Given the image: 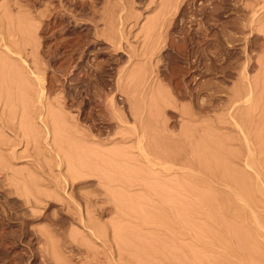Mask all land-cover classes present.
I'll list each match as a JSON object with an SVG mask.
<instances>
[{
  "label": "rangeland",
  "instance_id": "obj_1",
  "mask_svg": "<svg viewBox=\"0 0 264 264\" xmlns=\"http://www.w3.org/2000/svg\"><path fill=\"white\" fill-rule=\"evenodd\" d=\"M139 118L156 146L178 150L182 161L195 154L194 161L207 164L214 175L208 188L198 182L200 173L193 184L210 191L207 198L213 189V205L181 187L165 190L153 178L161 166L148 167L138 153L131 129ZM263 136L264 0H0V264H264ZM114 148L127 158L108 156ZM74 171L79 178H72ZM181 171L165 180L183 178ZM240 175L255 178L251 200L233 192ZM222 195L226 204L217 200ZM179 202L183 208L196 203L194 214ZM234 210L248 220L239 221ZM245 226H254L256 241ZM254 241L258 252L250 247ZM188 246L199 263L189 260ZM201 249L209 253L202 256Z\"/></svg>",
  "mask_w": 264,
  "mask_h": 264
},
{
  "label": "bare ground",
  "instance_id": "obj_2",
  "mask_svg": "<svg viewBox=\"0 0 264 264\" xmlns=\"http://www.w3.org/2000/svg\"><path fill=\"white\" fill-rule=\"evenodd\" d=\"M121 17H122V16H121ZM121 19H122V18H121ZM123 21H124V18H123ZM123 23H124V22H123ZM120 24H121V23H120ZM125 24H126V23H125ZM123 25H124V24H123ZM111 27H112V26H111ZM122 27H123V26H122ZM111 30H112V29H111ZM115 30H116V29H115ZM120 31H121V30H120ZM112 34H114V33H111V35H112ZM115 34H116V33H115ZM118 34H119V36H120V39H119V38H117V39L120 40V41H122V40H121L122 33H120V32L118 31ZM102 36H103V34H102ZM108 36H109V35H108ZM116 36H117V35H116ZM116 36H114V38H113L114 40H115ZM119 36H117V37H119ZM122 38H123V37H122ZM107 39H108V38H107ZM107 39L104 37V39L102 40V42L107 43V41H105V40H107ZM109 39H110V38H109ZM110 40H111V39H110ZM114 40H113V41L111 40V41L113 42V47H114L113 49H114V50H115V49H117V50L121 49L120 42H119V43H118V42H114ZM108 41H109V40H108ZM96 43H97V42H96ZM121 43H122V42H121ZM64 45H65V44H64ZM153 46H154V45H153ZM59 49H60V48H59ZM147 49H148V48H147ZM55 50H56V49H55ZM75 50H76V49H75ZM83 51H84V50H83ZM120 52H121V50H120ZM138 52H139V51H138ZM148 52H149V51H148ZM156 52H157V51H156ZM57 53H58V52H57ZM76 53H77V52H76ZM51 54H52V53H51ZM130 54H131V52H130ZM132 55H133V54H132ZM154 55H155V54H154ZM55 56H56V55H55ZM55 56H54V57H55ZM134 56H135V55H134ZM152 57H153V56H152ZM54 60H57V59L55 58ZM54 60H53V61H54ZM53 61H52V62H53ZM188 63H189V62H188ZM54 66H55V65H54ZM90 68H91V67H90ZM142 70H143V69H142ZM32 73H33V72H32ZM34 73H35V72H34ZM31 75H32V74H31ZM140 75H141V74H140ZM37 76H38V75H37ZM140 77H141V76H140ZM35 78H36V77H35ZM38 80H39V79H38ZM100 81H101V80H100ZM119 81H120V80H119ZM135 81H136V80H135ZM140 82H141V81H140ZM146 82H147V81H146ZM135 83H136V82H135ZM117 84H118V83H117ZM123 84H124V83H123ZM139 84H140V83H139ZM118 87H119V86H118ZM122 87H123V86H122ZM43 88H44V87H43ZM41 89H42V88H41ZM113 89H114V88H113ZM118 89H119V88H118ZM136 89H137V88H136ZM121 90H122V89H121ZM134 90H135V89H134ZM113 91H114V90H113ZM124 92H125V91H124ZM126 92H127V90H126ZM127 93H128V92H127ZM130 94H131V93H129V95H130ZM105 95H106V94H105ZM108 95H109V94H108ZM131 95H132V94H131ZM40 97H41V96H40ZM131 97H132V96H131ZM134 98H135V97H134ZM247 99H248V98H247ZM257 99H258V98H257ZM106 100H107V99H106ZM114 100H115V99H113V97H112V98L110 99V101H109V102H110L109 105H111L112 111H113V112H116V114H117L119 111H118V109H117L118 107L116 106L117 104H115L116 102H114ZM131 100H132V99H131ZM134 100H135V99H134ZM136 100H137V99H136ZM232 101H233V100H232ZM237 101H238V100H237ZM109 102H108V103H109ZM235 102H236V101H235ZM131 103H132V101H131ZM135 103H136V102H135ZM136 106H137V105H136ZM136 106H135V107H136ZM141 106H142V105H141ZM143 106H144V105H143ZM100 107H101V106H100ZM131 107H132V106H131ZM146 108H147V107H146ZM253 108H254V107H253ZM131 109H132V108H131ZM246 109H248V108H246ZM251 109H252V108H251ZM135 110H137V109H135ZM142 110H143V109H142ZM248 110H249V109H248ZM248 110H246V111H248ZM254 110H255V109H254ZM125 111H126V110H125ZM138 111H139V110H138ZM250 112H251V111H250ZM49 113H50V112H49ZM56 113H57V112H56ZM122 113H123V112H122ZM124 113H125V112H124ZM128 113H129V112H128ZM130 113H131V114H129V115H132V114H133V112H130ZM246 114H247V112H246ZM58 115H59V114H58ZM88 115H89V114H88ZM121 115H123V114H121ZM121 115L118 114V118H119V119L121 118ZM135 115H136V114L134 113V116H135ZM139 115H140V114H139ZM139 115L137 114L136 116H139ZM248 115H249V113H248ZM52 116H53V113H52ZM124 116H126V115H124ZM234 116H235V115H234ZM244 116H245V115H244ZM244 116H243V118H244ZM251 117H252V116H251ZM42 118H43V117H41V119H42ZM53 118H54V120H53L54 126L60 128L61 125H62L61 122H60V119H59L60 117L58 118V116L56 117V115H54ZM137 118H138V117H137ZM143 118H144V117H143ZM108 119H109V118H108ZM115 119H116V118H115ZM124 119H125V118H124ZM129 119H130V118H129ZM262 119H263V117H262ZM42 120L45 121L46 119L43 118ZM50 120H51V117H50ZM103 120H104V119H103ZM112 120H113V118H112ZM136 120H137V119H136ZM138 120H139V123H138V124L136 123L137 125L133 126L132 129L130 128V129L133 131V132H132V131H131V132H132V134H133V137H134V140H135L136 146H137V148H138V151H139L138 153H139L140 157H141L144 161H146L148 167L150 166V167L154 168V167H156V166H161L160 168H161V173H162V174H156V173H155V176H154V175H153V172H155L156 169L154 168L155 170H154L153 172H152L153 169L148 170L149 172H150V171L152 172L153 178H155L157 181H158V180H162V182H161L162 185H161V186L164 187V185H165V190L168 189V188H174V189L176 190V189H178V188L180 189V187H181V191L184 190V192H185L188 196H191V197H192L193 195H199V196H197V197H200V198H197V199H201V201L204 200V199H202V198L205 197L206 199H209V200H206L205 202L207 203V201H209V202H211V205H213L212 202L214 203V200H216L215 197H214V199L212 198V197H213L212 194H216V193H212V192H213V189H212V192H211V195H210V196H211L210 198L213 199V200L210 201L211 199H210V198H207V197H209V195H206V194H210V191H209V192H208V191H204V190L201 191V190H200L201 188L198 190L197 187H196V185H195V184H198L197 182H195V181H197L196 178H197V177H200V176L203 175V176L201 177L202 180L200 181V178H199V179H198V182L201 183V184H202L203 186H205V187L209 186L210 181H208V180H211V178L214 177V175L212 176V171L210 170V171H211V173H210V171L208 170V168H207V167H206V168L204 167V166H206L207 164L203 166L202 164L196 162L197 160L194 161V155H195L194 153H192V154H194L193 157H191L192 155L189 156L188 161H182V160H181V159H182L181 156L177 154V153H179L178 150H177V152L174 151V150H176V149H174L173 151H171V150L169 149V151H167V150L161 148V147L159 146L160 144H159L158 146H156V145H155V140H154V141H151V140L148 138V134H147V126H146V124L144 123V119L142 120V118H139ZM145 120H147V119H145ZM154 120H155V119H154ZM154 120H153V121H154ZM240 120H241V119H240ZM51 121H52V120H51ZM127 121H128V120H127ZM2 122H3V121H2ZM154 122H155V121H154ZM45 123H46V124H45ZM45 123H44V124H45L46 126H48V125H47L48 122L45 121ZM49 123H50V122H49ZM51 123H52V122H51ZM53 123H52V124H53ZM146 123H147V122H146ZM148 123H149V122H148ZM240 123H241V122H240ZM242 124H243V123H242ZM63 125H64V124H63ZM119 125H120V124H119ZM149 125H150V124H149ZM260 125H261V124H260ZM51 126H52V125H51ZM236 126H238V124H237ZM55 127H54V128H55ZM258 127H259V126H258ZM118 128H119V127H118ZM116 129H117V128H116ZM153 129H154V128H153ZM48 130H49V129H48ZM61 130H62V129H61ZM65 130H66V129H65ZM149 130H150V127H149ZM187 130H188V129H187ZM196 130H197V129H196ZM254 130H255V129H254ZM114 131H115V130H114ZM117 131H119V130H117ZM122 131H123V130H122ZM129 131H130V130H129ZM168 131H169V130H168ZM62 132H63V130H62ZM125 132H126V131H125ZM207 132H208V131H207ZM241 132H242V131H241ZM241 132H240V134H241ZM89 133H90V132H89ZM117 133H118V132H117ZM117 133H116V134H117ZM188 133H189V132H188ZM209 133H210V132H209ZM83 134H84V133H83ZM118 134H119V133H118ZM126 134H128V133H124V131H123V132L120 134L121 136H120V137L118 136V137L121 138V139H124V138H126V137H129V135L127 136ZM129 134H130V132H129ZM160 134H161V133H160ZM262 134H263V133H262ZM84 135H85V137H87L88 139H90V141H91V140H95V138L93 137L94 134H88V133H86V134H84ZM86 135H87V136H86ZM181 135H183V134H181ZM258 135H259V134H258ZM58 136H59V135H58ZM58 136H57V137H58ZM153 136H154V134H153ZM167 136H168V135H167ZM190 136H191V135H190ZM193 136H194V135H193ZM195 136H196V135H195ZM242 136H243V135H242ZM74 137H75V136H74ZM157 137H158V136H157ZM203 137H204V136H203ZM263 137H264V136H263ZM0 138H1V137H0ZM87 138H86V139H87ZM189 138H190V137H189ZM197 138H198V137H197ZM256 138H257V137H256ZM260 138H261V137H260ZM260 138H259V139H260ZM126 139H127V138H126ZM168 139H169V138H168ZM187 139H188V138H187ZM206 139H207V138H206ZM61 140H63V139H61ZM65 140H66V139H65ZM98 140H99V139H98ZM102 140H103V138H102ZM124 140H125V139H124ZM134 140H133V141H134ZM197 140H198V139H197ZM211 140H212V139H211ZM251 140H252V139H251ZM54 141H55V140H54ZM58 141H59V140H58ZM63 141H64V140H63ZM121 141H122V140H121ZM201 141H202V140H201ZM207 141H208V140H207ZM94 142H95V141H94ZM117 142H118V141H117ZM157 142H158V141H157ZM163 142H164V141H163ZM192 142H193V141H192ZM247 142H248V141H247ZM262 142H263V141H262ZM0 143H1V140H0ZM57 143H58V142H57ZM64 143H65V142H64ZM98 143L100 144L99 141H98ZM182 143H183V141H182ZM205 143H206V141H205ZM5 144H7V143H5ZM59 144H60V143H59ZM62 144H63V142H62ZM104 144H105V143H104ZM166 144H167V143H166ZM183 144H184V143H183ZM201 144H202V143H201ZM203 144H204V143H203ZM260 144H261V143H260ZM0 145H1V144H0ZM70 145H71V144H70ZM75 145H76V144H75ZM178 145H179V144H178ZM191 145H192V144H191ZM55 146H56V145H55ZM57 146H58V145H57ZM98 146H99V145H98ZM174 146L176 147L175 144H174ZM174 146H173V148H174ZM181 146H182V145H181ZM192 146H193V145H192ZM211 146H212V145H211ZM59 147H60V146H59ZM64 147H65V144H64ZM166 147H167V146H166ZM209 147H210V146H209ZM262 147H263V146H262ZM74 148H75V147H74ZM134 148H135V147H134ZM206 148H207V147H206ZM212 148H213V147H212ZM98 149H100V148H98ZM108 149H109V148H108ZM114 149H115V148H114ZM122 149H124V147H123ZM187 149H188V147H187ZM194 149H195V148H194ZM196 149H198V148H196ZM203 149H205V148H203ZM59 150H60V149H59ZM66 150H67V149H66ZM69 150H70V149H69ZM75 150H76V149H75ZM115 150H116V149H115ZM124 150H125V149H124ZM124 150H123V151H124ZM185 150H186V149H185ZM185 150H184V151H185ZM188 150H189V149H188ZM190 150H191V149H190ZM201 150H202V149H201ZM201 150H200V152H201ZM212 150H213V149H212ZM212 150H211V151H212ZM99 151H100V150H99ZM118 151H119L118 149H117L116 151L110 150V152H108L107 155H108V156H112L113 158H115V157L117 158V156H119V155H120V158H122V157H124V159L127 158V157L125 158V156H121V155L124 154V153H123V154L120 153V152H123V151L121 150V148H120V152H119V153H118ZM196 151H197V150H196ZM205 151H208V149H206ZM209 151H210V150H209ZM73 152H74V151H73ZM92 152H93V151H92ZM186 152H188V151H186ZM190 152H191V151H190ZM203 152H204V151H203ZM203 152H202V153H203ZM77 153H80V152H77ZM77 153H76V154H77ZM207 153H208V152H206V156H207ZM213 153H214V152H213ZM250 153H251V152H250ZM179 154H180V153H179ZM186 154H187V153H186ZM189 154H190V153H188L187 155H189ZM228 154H229V153H228ZM58 155H59V154H58ZM92 155H93V153H92ZM95 155H96V154H95ZM200 155H201V153H200ZM204 155H205V154H204ZM136 156H137V155H136ZM206 156H205V157H206ZM80 157H82V156H80ZM138 157H139V156H138ZM185 157H186V156H185ZM195 157H196V156H195ZM202 157H203V155H202ZM105 158H106V156H105ZM116 158H115V159H116ZM136 158H137V157H136ZM196 158H198V157H196ZM208 158H209V157L207 156V159H208ZM108 159H109V158H108ZM122 159H123V158H122ZM122 159H120V162H122ZM201 159H202V158H201ZM221 159H222V155H221ZM258 159H259V158H258ZM127 160L129 161V159H127ZM127 160H126V161H127ZM132 160H133V159L130 158V161H132ZM168 160H169L170 162H169ZM184 160H185V159H184ZM253 160H254V159H253ZM123 161H124V160H123ZM222 161H224V160H222ZM228 161H229V160H228ZM107 162H108V161H107ZM133 162H134V160H133ZM208 162H209V161H208ZM218 162H219V161H218ZM219 163H220V162H219ZM248 163H249V161H248ZM90 164H91V163H90ZM113 164H115V162H114ZM133 164H134V163H133ZM199 164L202 165V166H200ZM203 164H205V163L203 162ZM259 164H260V163H259ZM76 165H79V164H76ZM92 165H93V164H92ZM92 165H91V166H92ZM106 165H107V164H106ZM111 165H112V164H111ZM120 165H121V164H120ZM147 165H146V166H147ZM185 165H187V166H185ZM188 165L190 166V168H191L192 170H187V169H186V168H189ZM219 165H220V164H219ZM79 166H80V165H79ZM79 166H78V167H79ZM83 166H84V165H83ZM85 166H86V165H85ZM88 166H89V165H88ZM137 166H138V165H137ZM225 166H226V165H225ZM71 167H72V166H71ZM76 167H77V166H76ZM107 167H108V166H107ZM112 167H113V166H112ZM112 167H111V169H114V168H112ZM148 167H147V168H148ZM208 167H209V166H208ZM216 167H217V166H216ZM222 167H223V166H222ZM222 167H221V168H222ZM80 168H81V167H79V168H77V169H78V171L82 172V170H80ZM84 168H85V167H84ZM97 168H98V167H97ZM108 168H109V167H108ZM116 168H117V167H116ZM156 168H157V167H156ZM190 168H189V169H190ZM211 168H212V167H211ZM109 169H110V168H109ZM149 169H150V168H149ZM158 169H159V168H158ZM158 169H157V170H158ZM228 169H229V168H228ZM73 170H74V169H73ZM86 170H87V172L94 173V174H97V172L99 173V170H98V169L96 170L95 168H91V167H89V169L87 168ZM114 170H115V169H114ZM177 170H183V172L181 171V172H182V176H183V178H182L181 176H180L181 178L178 176V178H176V179H172V178H170V179L165 180V179L167 178V176H168V177H171V175H170V174H171V171H177ZM257 170H258V169H257ZM107 171H109V170L107 169ZM195 171H196L197 174L195 173ZM218 171H219V170H218ZM222 171H223V170H222ZM260 171H261V170H260ZM260 171H258V172H260ZM95 172H96V173H95ZM111 172H113V171H111ZM114 172H115V171H114ZM149 172H148V173H149ZM181 172H180V173H181ZM70 173H71V172H70ZM76 173H77V174H76ZM90 173H89V174H90ZM140 173H141V172H140ZM199 173L202 174V175H200ZM228 173H229V172H228ZM235 173H236V171H235ZM238 173H239V171H238ZM78 174L80 175V173H78V172H75V171L72 172V175H73V176L75 175V177L72 176V178H75V179H76V177L79 178ZM82 174H83V173H82ZM122 174H123V173H122ZM149 174H150V173H149ZM198 174H199V175H198ZM213 174H214V173H213ZM221 174H222V173H221ZM221 174H220V175H221ZM240 174H241V173H240ZM242 174H243V173H242ZM258 174H259V173H258ZM169 175H170V176H169ZM197 175H198V176H197ZM244 175H245V172H244ZM244 175H243V176H244ZM259 175H260V174H259ZM263 175H264V173H263ZM111 176H112V175H111ZM111 176H110V177H111ZM118 176H119V175H118ZM196 176H197V177H196ZM221 176H222V175H221ZM233 176H234V175H233ZM114 177H115V176H112V178H114ZM163 177H164V178H163ZM238 177H241L240 182H239V183H241V184H239V183L236 181V183H237L238 185H240V187H241V188H240L239 186H237V187H239V188H238L239 190L236 189L237 187H236L235 185H237V184H233V183H232L233 181L230 182V180L223 179V182H224L226 185H231L230 183H232V187H233V189H234L233 192H234L235 195H236L235 191H239V193H241V192H245V193L247 194V196H246V194H245L246 197H248V196L251 197V196H252V192H251V191H255V190L257 191V185H255V184H256V183H254L255 181L253 182V179L255 180V178H253L252 181H251L249 177H246V178H245V176L242 177V175L237 176V178H238ZM255 177H256V176H255ZM81 178H82V177H81ZM112 178H111V179H112ZM115 178H116V177H115ZM151 178H152V177H151ZM233 178H234V177H233ZM251 178H252V176H251ZM257 178H258V177H257ZM263 178H264V177H263ZM106 179H107V178H106ZM120 179H121V178H120ZM134 179H135V178H134ZM228 179H229V178H228ZM77 180H79V179H77ZM109 180H110V179H109ZM186 180H187V182H188V180L191 181V183H189V184L186 183ZM231 180H232V179H231ZM234 180H237V179L235 178ZM257 180H258V179H257ZM74 181H75V180H74ZM107 181H108V179H107ZM111 181H113V179H112ZM111 181H108V182L111 183ZM116 181H117V179H116ZM120 181H121V180H120ZM128 181H129V180H128ZM142 181H143V180H142ZM142 181H141V182H142ZM124 182H126V181L123 179V184L128 183V182H126V183H124ZM135 182H136V181H135ZM138 182H139V181H138ZM193 182H195V184H193ZM218 182H219V181H218ZM234 182H235V181H234ZM112 183H113V182H112ZM121 183H122V182H121ZM161 183H160V184H161ZM253 183H254V184H253ZM140 184H142V183H140ZM158 184H159V182L157 183V185H158ZM71 185H73V181H72ZM111 185H112V184H111ZM126 185H127V184H126ZM138 185H139V184H138ZM138 185H137V186H138ZM143 185H144V184H143ZM150 185H151V184H150ZM211 185H212V184H211ZM233 185H234V186H233ZM144 186H145V185H144ZM155 186H156V185H155ZM161 186H159L160 188H157V189H162ZM199 186H200V185H199ZM199 186H198V187H199ZM167 187H168V188H167ZM200 187H201V186H200ZM214 187H216V186H214ZM214 187H213V188H214ZM150 188H151V187H150ZM150 188L148 189V187H147V189H148L149 192L152 190V189H150ZM207 188H208V187H207ZM211 188H212V187H211ZM182 189H183V190H182ZM204 189H206V188H204ZM258 189H259V188H258ZM206 190H210V187H209V189H206ZM216 190H218V189H216ZM216 190H214V191H216ZM148 191H147V192H148ZM153 191H154V190H153ZM158 191H159V190H158ZM160 191H161V190H160ZM160 191H159V192H160ZM176 191H177V190H176ZM179 191H180V190H179ZM181 191H180V196H182ZM221 191H222V190H221ZM256 191H255V192H256ZM154 192L156 193V191H154ZM167 192L169 193V190L166 191V193H167ZM249 192H251V193H249ZM160 193H161V192H160ZM182 193H183V192H182ZM225 193H226V192H225ZM231 193H232V192H231ZM239 193H237L236 198H239V196H238ZM146 194H147V193H146ZM156 194H158V193H156ZM156 194H155V195H156ZM220 194H222V193H220ZM226 194H227V193H226ZM228 194H229V193H228ZM232 194H233V193H232ZM232 194H231V195H232ZM242 194H243V193H242ZM242 194H241V195L239 194L240 197L242 196L241 199L243 198V195H244V194H243V195H242ZM248 194H249V195H248ZM250 194H251V196H250ZM253 194H254V193H253ZM148 195H150V194H148ZM155 195H154V197H155ZM169 195H170V194H169ZM175 195H178V194H175ZM175 195H174V196H175ZM216 195H217V194H216ZM216 195H214V196H216ZM180 196H179V198H182V197H180ZM183 196H184V195H183ZM232 196H233V195H232ZM237 196H238V197H237ZM254 196H255V195H254ZM154 197H153V198H154ZM175 197H176V196H175ZM226 197H227V196H225L224 198H226ZM228 197H230V196H228ZM233 197H234V196H233ZM249 197H248L247 199H250ZM86 198H87V197H86ZM89 198H90V196H88L87 201H86V202H88V203L92 200L91 198H90V199H89ZM176 198H178V197H176ZM194 198H196V197L194 196ZM218 198H219V197H218ZM222 198H223V195H222V197H221V200H220V198L217 199V200L219 201L220 204H224V203H225V202H224V203H221V202H220V201H222V200L224 199V198H223V199H222ZM234 198H235V197H234ZM251 198H252V197H251ZM88 199H89V200H88ZM146 199H147V197H146ZM161 199H162V198H161ZM166 199H167V198H166ZM231 199H232V198H231ZM244 199H246V198H244ZM148 200H149V199H148ZM172 200H174V199H172ZM175 200H176V199H175ZM175 200H174V201H175ZM178 200H179V199H178ZM178 200H177V201H178ZM182 200H183V199H182ZM224 200H225V199H224ZM239 200H240V199H239ZM250 200H251V199H250ZM161 201H164V202H165V198L162 199ZM161 201L159 200V203H160ZM188 201H189V200H188ZM192 201H194V200H192ZM225 201H226V200H225ZM235 201H236V200H235ZM246 201H247V200H246ZM167 202H168V201H167ZM183 202L186 203L187 200H186V201H183ZM195 202H196V201H195ZM202 202H203V201H202ZM222 202H223V201H222ZM230 202H231V201H230ZM236 202H239V201H236ZM90 203H91V202H90ZM149 203H150V202H149ZM161 203L164 205L163 207H166V208H167V206H165L166 203H163V202H161ZM161 203H160V204H161ZM174 203H175V202H174ZM177 203H178V202H177ZM179 203H180V202H179ZM228 203H229V202H228ZM228 203H227V204H228ZM187 204H188V203H187ZM225 204H226V203H225ZM236 204H238V203H236ZM172 205H173V204L171 203V206H170V207H172ZM179 205H181V207L183 208V207H185L186 204H184V206H182V204L180 203ZM194 205H196V203L193 204V203L189 202V205H188L189 208H183V209H186V210L189 209L188 211H190V214H191V212L195 210V209L192 210V207H193ZM229 205H230V204H229ZM229 205H228V207H229ZM242 205H243V204H242ZM160 206H161V205H160ZM186 206H187V205H186ZM203 206H204V205H203ZM206 206L208 207L209 205L206 204ZM225 206H227V205H224V207H225ZM231 206H232V205H231ZM231 206H230V207H231ZM233 206H234V205H233ZM233 206H232V207H233ZM120 207H121V205H120ZM130 207H131V206H130ZM155 207H156V206H155ZM163 207H161V208H163ZM173 207H174V206H173ZM195 207H196V206H195ZM195 207H193V208H195ZM215 207H216V206H215ZM222 207H223V205H222ZM224 207H223V208H224ZM230 207H229V208H230ZM232 207H231V208H232ZM236 207H237V205H236ZM246 207H247V206H246ZM166 208H165V209H166ZM168 208H169V205H168ZM168 208H167V210L169 211ZM182 208H181V209H182ZM203 208H204V207H203ZM208 208H209V207H208ZM210 208H211V207H210ZM225 208H226V207H225ZM229 208H227V211H228ZM231 208H230L229 210H231ZM240 208H241V206H240ZM240 208H235V209H240ZM123 209L125 210V208H123ZM123 209H122V210H123ZM165 209L163 208V210H165ZM174 209H175V208H174ZM181 209H180V210H181ZM232 209H234V208H232ZM242 209H243V208H242ZM131 210H132V209H131ZM172 210H173V209H172ZM172 210H170V211H172ZM177 210H178V209H177ZM177 210H176V211H177ZM191 210H192V211H191ZM205 210H206V209H205ZM243 210H244V209H243ZM246 210H247V209H246ZM139 211H140V210H139ZM152 211H155V210H152ZM218 211H219V209H218ZM224 211H226V209H225ZM224 211H223V212H224ZM227 211H226V213H227ZM232 211H233V210H232ZM235 211H237V210H234V212H232L233 214L235 213V215H236L235 218L237 217L238 220H239V218H240L239 221L244 220V219L246 220V218H244V217H246L245 214H244V213H245L244 211H242V210H239V211H237V212H235ZM160 212H162V210H160ZM179 212H180V211H179ZM179 212H178V213H179ZM182 212H183V213H182L183 215H182V214H181V215L184 217V214H185L187 211L185 212L184 210H182ZM184 212H185V213H184ZM229 212H230V211H229ZM229 212H228V213H229ZM178 213H176V214L178 215ZM187 213H188V212H187ZM187 213H186L185 216H187ZM192 213L194 214V212H192ZM212 213H213V212H212ZM219 213H220V212H219ZM230 213H231V212H230ZM134 214H135V213H134ZM168 214H169V213H168ZM220 214H221V213H220ZM233 214H232V215H233ZM247 214H248V212H247ZM157 215H158V214H157ZM162 215H163V213H162ZM181 215H180V216H181ZM221 215H222V214H221ZM164 216H167L166 213L164 214ZM182 216H181L180 218L184 219ZM188 216H190V215H188ZM188 216H187V218H189ZM217 216H218V214H217ZM233 216H234V215H233ZM146 217H147V216H146ZM176 217H177V216H176ZM225 217H226V216H225ZM248 217H249V215L247 216V220H248ZM250 217H251V216H250ZM157 218H158V217H155V219H157ZM187 218H186V220H187ZM214 218H215V216H214ZM220 218H221V216L219 217V220H220ZM233 218H234V217H232V219H233ZM243 218H244V219H243ZM252 218H253V217H252ZM139 219H140V218H139ZM150 219H151V218H150ZM159 219H160V217H159ZM161 219H162V218H161ZM175 219H176V218H175ZM143 220H144V219H143ZM147 220H148V219H147ZM147 220H146V221H147ZM191 220H192V219H191ZM214 220H215V219H214ZM219 220H218V221H219ZM233 220H234V219H233ZM247 220H246V221H247ZM251 220H253V219H251ZM144 221H145V220H144ZM148 221H149V220H148ZM156 221H157V220H156ZM181 221H182V220H180V222H181ZM183 221H185V220H183ZM246 221H245V223H247ZM253 221H254V220H253ZM167 222H168V221H167ZM223 222H224V221H223ZM249 222H250V220H249ZM141 223H142V222H141ZM143 223H144V222H143ZM146 223H147V222H146ZM178 223H179V221H178ZM188 223H189V222H188ZM215 223H217V222H215ZM229 223H230V222H229ZM229 223H228V224H229ZM251 223H252V222H251ZM148 224H149V223H148ZM179 224H180V223H179ZM179 224H178V225H179ZM189 224H190V223H189ZM221 224H222V223H221ZM234 224H235V223H234ZM241 224H242V223H241ZM215 225H216V224H215ZM222 225H223V224H222ZM248 225H249V224H248ZM119 226H121V225H119ZM219 226H220V225H219ZM228 226H229V225H228ZM232 226H234V225L232 224ZM177 227H178V226H177ZM183 227H185V226L183 225ZM186 227H187V226H186ZM217 227H218V226H217ZM230 227H231V225H230ZM246 227H248V226H245V228H246ZM255 227H256V226H255ZM118 228H119V227H118ZM191 228H192V227H191ZM207 228H208V227H207ZM233 228H234V227H233ZM250 228H251V227H250ZM253 228H254V226L252 227V229H253ZM137 229H138V228H137ZM178 229H180V228H178ZM182 229H183V228H182ZM209 229H211V227H210ZM252 229L250 230L249 227H248L247 230H246L245 232H246V236H247V237H250L252 240H254L255 238L257 239V237H255V235H256L258 232H253ZM133 230H134V229H133ZM183 230H184V229H183ZM187 230H188V229H187ZM190 230H191V229H190ZM190 230H188V231H189V234H190ZM212 230H213V228H212ZM218 230H219V229H218ZM230 230H231V229H230ZM232 230H233V229H232ZM254 230H255V228H254ZM257 230H259V229L257 228ZM178 231H179V230H178ZM181 231H182V230H181ZM204 231H205V230H204ZM208 231H209V230H208ZM223 231H224V230H223ZM228 231H229V228H228ZM210 232H212V231H209V233H210ZM221 232H222V231H221ZM221 232L219 231V233H221ZM206 233H207V232H206ZM217 233H218V232H217ZM222 233H223V232H222ZM230 233H231V231H230ZM243 233H244V232H243ZM243 233H242V234H243ZM123 234H124V233H122V235H123ZM184 234H185V233H184ZM211 234L214 235L215 232L210 233V235H211ZM223 234H224V233H223ZM228 234H229V233H228ZM117 235H118V234H117ZM208 235H209V234H208ZM216 235H217V234H216ZM257 235H258V234H257ZM257 235H256V236H257ZM123 236L125 237V235H123ZM123 236L120 235V237L117 236L116 238H118V237H119V238H122L121 241L124 242V240H123L124 237H123ZM219 236H220V239H221V236H222V238H223V235H219ZM227 236H228V235H227ZM229 236H230V235H229ZM231 236H232V235H231ZM131 237H132V236H131ZM212 237H213V236H212ZM214 237H215V236H214ZM224 237H225V236H224ZM244 237H245V236H244ZM258 237H259V236H258ZM142 238H143V237H142ZM173 238H174V237H173ZM218 238H219V237H218ZM218 238H216V239H218ZM226 238H227V237H226ZM253 238H254V239H253ZM260 238H261V237H260ZM130 239H131V238H130ZM223 239H224V238H223ZM223 239H221V240H223ZM232 239H233V237H232ZM247 239H249V238H247ZM247 239H245V240H247ZM256 239H255V241H256ZM140 240H141V239H140ZM227 240H228V239H227ZM245 240H244V241H245ZM260 240H261V239H260ZM115 241H116V240H115ZM121 241H120V242H121ZM214 241H215V240H214ZM224 241H225V240H224ZM240 241H241V240H240ZM255 241H254V243L251 242V243H253L252 245H254V246H250V247H253V250H254V249L256 250V248H258V249L260 248V247H258V244H257L258 242L255 243ZM262 241H263V240H262ZM120 242H119V243H120ZM140 242H141V241H140ZM226 242H227V241H226ZM226 242H225V243L223 242V243L226 244ZM247 242H248V241H247ZM127 243H128V242H127ZM127 243H126V245H127ZM203 243H204V242H203ZM209 243H210V242H209ZM209 243H208V244H209ZM230 243H231V242H230ZM243 243H244V242H243ZM243 243H241V244H243ZM245 243H246V242H245ZM249 243H250V241H249ZM263 243H264V242H263ZM263 243H261V241H260V245L263 244ZM121 244H122V243H121ZM121 244H120V245H121ZM140 244H141V243H140ZM151 244H152V243H151ZM156 244H157V243H156ZM174 244H175V243H174ZM205 244H206V243H205ZM205 244H204V245H205ZM211 244H212V243L209 244V247H210ZM213 244H214V243H213ZM216 244H218V243H216ZM220 244H221V241H220ZM227 244H228V242H227ZM227 244H226V245H227ZM241 244H240V245H241ZM123 245H124V244H123ZM135 245H136V244H135ZM137 245H139V244H137ZM141 245H142V244H141ZM145 245H147V244L145 243ZM152 245H153V244H152ZM158 245L160 246L159 243H158ZM192 245H193V244H192ZM250 245H251V244H250ZM263 245H264V244H263ZM263 245H262V246H263ZM132 246H133V245H132ZM142 246H143V245H142ZM142 246H141V247H142ZM161 246H162V245H161ZM177 246H178V245H177ZM185 246H186V245H185ZM211 246H212V245H211ZM221 246H222V245H221ZM221 246H220V247H221ZM228 246H229V245H228ZM230 246H231V245H230ZM230 246H229V247H230ZM123 247H124V246H123ZM127 247H128V246H127ZM141 247H140V248H141ZM164 247H166V246H164ZM164 247H163V249H164ZM188 247H189V246H188ZM207 247H208V246H207ZM213 247H214V246H213ZM222 247H223V246H222ZM232 247H233V246H232ZM241 247H244V246L241 245ZM263 247H264V246H263ZM148 248H149V247H148ZM152 248H153V247H152ZM152 248H150V249L152 250ZM157 248H158V247H157ZM161 248H162V247H161ZM161 248H159V252H160ZM176 248H177V247H176ZM181 248H182V247H181ZM195 248H196V247H194V249H195ZM200 248H201V246H200ZM225 248H226V246H225ZM235 248H236V247H235ZM116 249H117V248H116ZM121 249H122V248H121ZM130 249H131V248H130ZM150 249H149V250H150ZM153 249H154V248H153ZM163 249H162V250H163ZM171 249H172V248H171ZM184 249H185V248H184ZM189 249H191V248L189 247L188 250H187V249H185V250H186V251H189ZM192 249H193V246H192ZM230 249H231V248H230ZM232 249H234V247H233ZM238 249H239V248H238ZM245 249H246V247H245ZM250 249H251V248H250ZM258 249L256 250L257 252H258ZM124 250H125V249H124ZM126 250H128V249L126 248ZM141 250H142V248H141ZM141 250H140V251H141ZM147 250H148V249H147ZM162 250H161V251H162ZM196 250H197V249H196ZM199 250H200V249H198L197 251H199ZM203 250H204V249H203ZM207 250H208V249H207ZM212 250H213V249H212ZM216 250H217V249H216ZM115 251H116V250H115ZM201 251H202V249H201ZM221 251H222V250H221ZM229 251H230V250H229ZM229 251H228V252H229ZM238 251H239V250H238ZM243 251H244V250H243ZM245 251L248 252L247 249H246ZM249 251H250V250H249ZM251 251H252V250H251ZM261 251H262V250H260L259 252H261ZM146 252H147V251H146ZM146 252H145V253H146ZM156 252L159 253L158 250H157ZM180 252H181V250L179 251V253H180ZM189 252H190V253L192 252L191 254H194L192 250H190ZM199 252H200V251H199ZM215 252H216V251L214 250V252H213L214 255H215ZM252 252H254V251H252ZM252 252H251V256H253V255H252ZM263 252H264V251H263ZM147 253H148V252H147ZM160 253H161V252H160ZM165 253H166V251H165ZM167 253H168V252H167ZM179 253L177 252V254H179ZM185 253H186V252H185ZM197 253H198V252H197ZM202 253H203V251L201 252V255L203 256V254H206V253H209V252H206V253H203V254H202ZM210 253H211V252H210ZM213 253H211L212 256H213ZM221 253H222V252H221ZM221 253H220V255H221ZM255 253H256V252H255ZM109 254H110V253H109ZM170 254H171V253H170ZM186 254H187V253H186ZM188 254H189V253H188ZM222 254H223V253H222ZM253 254H254V253H253ZM256 254H257V253H256ZM260 254H261V253H260ZM119 255H120V254H119ZM143 255H144V254H143ZM161 255H162V253H161ZM189 255H190V254H189ZM189 255H187V257H191V256H192V255H190V256H189ZM198 255H199V254H198ZM220 255H218V256H220ZM249 255H250V254H249ZM107 256H108V254H107ZM120 256H121V255H120ZM120 256H119V257H120ZM132 256H133V255H132ZM155 256H156V255H155ZM157 256H159V255H157ZM179 256L181 257V255H179ZM183 256H184V257H183ZM183 256H182L181 258H184V260H185V259H186V255H183ZM196 256H197V255H196ZM196 256H195V254H194V257H192V258L189 259V260H192V259H195V260H196V259H197V261H198V263H199V259H201V258H200V256H198L199 258H195ZM205 256H206V255H204V257H205ZM225 256H226V255H225ZM242 256H243V255H242ZM247 256H248V255H247ZM111 257H112V256H111ZM130 257H131V256H130ZM167 257H168V256H167ZM170 257H171V256H170ZM248 257H249V256H248ZM255 257H256V256H255ZM86 258H88V257H86ZM108 258H109V256H108ZM128 258H129V257H128ZM202 258H203V257H202ZM208 258H209V257H208ZM221 258H222V257H221ZM221 258H220V259H221ZM244 258H245V257H244ZM253 258H254V257H253ZM253 258H252V260H253ZM112 259H113V258H112ZM167 259H168V258H167ZM176 259H177V258H176ZM204 259H206V257H205ZM204 259H203V261H204ZM220 259H219V260H220ZM227 259H228V258H227ZM245 259H246V258H245ZM247 259H250V258H247ZM85 260H86V259H85ZM87 260H88V261H91L89 258H88ZM87 260H86V262H87ZM117 260H118V259H117ZM181 260H182V259H181ZM210 260H212V258H211ZM213 260H215V259L213 258ZM217 260H218V258H217ZM223 260H224V258H223ZM255 260H256V259H255ZM258 260H259V259H258ZM121 261H122V259H121ZM170 261H171V260H170ZM182 261H183V260H182ZM187 261H188V260H187ZM221 261H222V259H221ZM238 261H239V260H238ZM241 261H242V260H241ZM165 262H166V261H165ZM179 262H181V261H179ZM183 262H184V261H183ZM185 262H186V261H185ZM201 262H202V261H200V263H201ZM209 262H210V261H209ZM247 262H248V260H247ZM250 262H254V261H251V260H250ZM155 263H156V262H155ZM157 263H158V262H157ZM186 263H187V262H186ZM190 263L192 264V261H191ZM194 263H195V262L193 261V264H194ZM211 263H212V261H211ZM241 263H242V262H241ZM116 264H117V263H116ZM151 264H152V263H151ZM202 264H204V262H203ZM207 264H208V263H207ZM212 264H213V263H212Z\"/></svg>",
  "mask_w": 264,
  "mask_h": 264
}]
</instances>
